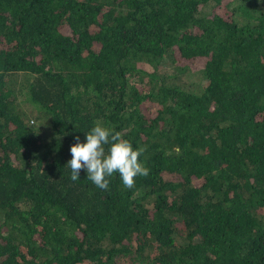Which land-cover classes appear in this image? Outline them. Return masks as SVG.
I'll return each instance as SVG.
<instances>
[{"label": "trees", "instance_id": "trees-1", "mask_svg": "<svg viewBox=\"0 0 264 264\" xmlns=\"http://www.w3.org/2000/svg\"><path fill=\"white\" fill-rule=\"evenodd\" d=\"M96 121L133 188L70 179ZM123 258L264 264V0H0V264Z\"/></svg>", "mask_w": 264, "mask_h": 264}, {"label": "clouds", "instance_id": "clouds-1", "mask_svg": "<svg viewBox=\"0 0 264 264\" xmlns=\"http://www.w3.org/2000/svg\"><path fill=\"white\" fill-rule=\"evenodd\" d=\"M70 146L71 159L67 162L71 170L70 179H79L81 170L96 187L107 191L110 178L118 173L125 188H133L138 176L149 175V168L140 159L144 147L134 148L130 140L121 132L114 131L101 121H96L91 129L84 133V142L74 137Z\"/></svg>", "mask_w": 264, "mask_h": 264}, {"label": "rangeland", "instance_id": "rangeland-1", "mask_svg": "<svg viewBox=\"0 0 264 264\" xmlns=\"http://www.w3.org/2000/svg\"><path fill=\"white\" fill-rule=\"evenodd\" d=\"M202 62H203V58L201 57H193L187 59L186 63L189 66V69L185 68L183 71L179 72V76L181 77V79L188 82V84L197 81L202 83L205 82V78L202 73ZM11 78L13 79V82H15L17 80V74L16 73L12 74ZM121 260L125 261L126 259L123 258ZM123 264H127V260Z\"/></svg>", "mask_w": 264, "mask_h": 264}]
</instances>
